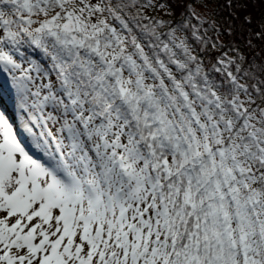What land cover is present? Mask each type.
<instances>
[{"label":"snow or ice","instance_id":"obj_1","mask_svg":"<svg viewBox=\"0 0 264 264\" xmlns=\"http://www.w3.org/2000/svg\"><path fill=\"white\" fill-rule=\"evenodd\" d=\"M194 4L0 0V264H264V60Z\"/></svg>","mask_w":264,"mask_h":264},{"label":"trees","instance_id":"obj_2","mask_svg":"<svg viewBox=\"0 0 264 264\" xmlns=\"http://www.w3.org/2000/svg\"><path fill=\"white\" fill-rule=\"evenodd\" d=\"M169 2L171 3L172 0ZM229 3H231V7H229ZM194 7L206 21L204 24V29H207L206 39L209 37L213 40L216 39L217 33L214 32V27H219L223 33L219 35V42L227 47L220 48V52L228 51L229 47H236L248 59L258 57L257 62L264 60V40L255 36L256 33L264 30V0H195ZM182 11L183 8L176 7L172 15H166L165 10H148L146 14L174 23L181 18ZM246 17L250 18V23ZM193 23H197V21L193 20ZM229 28L232 32L231 35H228ZM204 29H201V34ZM249 39L252 43L251 48L248 47ZM194 46L197 45L194 44ZM28 54L30 57L44 59L38 51L33 49H29ZM229 55H234V53L229 51ZM0 87L4 94L17 105L16 92L8 74L0 73Z\"/></svg>","mask_w":264,"mask_h":264}]
</instances>
